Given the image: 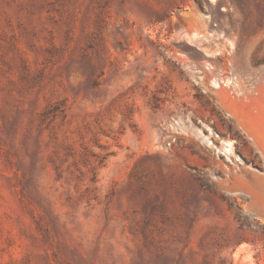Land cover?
Wrapping results in <instances>:
<instances>
[{
  "label": "rangeland",
  "instance_id": "rangeland-1",
  "mask_svg": "<svg viewBox=\"0 0 264 264\" xmlns=\"http://www.w3.org/2000/svg\"><path fill=\"white\" fill-rule=\"evenodd\" d=\"M263 127L264 0H0V264H264Z\"/></svg>",
  "mask_w": 264,
  "mask_h": 264
},
{
  "label": "bare ground",
  "instance_id": "bare-ground-1",
  "mask_svg": "<svg viewBox=\"0 0 264 264\" xmlns=\"http://www.w3.org/2000/svg\"><path fill=\"white\" fill-rule=\"evenodd\" d=\"M214 73V72H213ZM215 75V74H214ZM219 76V75H218ZM217 75L215 76V79H214V85H215V87L216 88H218V90H220V91H226V93L229 91V92H232V94H230L229 96H231V101H232V103L236 100V102L237 101H239V99L237 98V97H235V96H240L244 91H245V88L241 85L242 83L240 82V80H239V78H237L236 77V80L234 79V78H231L230 76H221V77H218ZM252 91V90H251ZM217 92V91H216ZM229 92H228V94H229ZM220 94V93H219ZM222 94V93H221ZM224 94V93H223ZM227 94V95H228ZM233 94H235V96H233ZM226 95V94H225ZM224 96V95H223ZM228 96V97H229ZM226 98H227V96H226ZM225 98V99H226ZM256 98V97H255ZM223 99H224V97H223ZM221 100V99H220ZM241 100V99H240ZM228 102V100L224 103V104H226ZM229 102H230V100H229ZM228 102V106H230L231 104ZM242 101H240V103H241ZM230 104V105H229ZM238 105H240L239 103L236 105L237 107H238ZM226 105H224V107H225ZM235 106V105H234ZM223 107V108H224ZM231 107V106H230ZM233 107V106H232ZM241 107V106H240ZM243 107V106H242ZM229 108V107H228ZM227 108V109H228ZM239 108V107H238ZM238 108H234V109H236V110H238ZM233 109V108H232ZM231 109V110H232ZM233 109V110H234ZM240 109V108H239ZM241 110H243V109H241ZM240 110V111H241ZM249 110H247V112H248ZM227 112V111H226ZM234 113H232L231 115H233V116H235L236 117V119H237V121L239 122V125L241 126V128L243 129V131L247 134V136L252 140V142H255L256 143V145H257V143H259V140H258V138H256V133L257 132H255L254 133V131H253V128L251 127V126H249V124H248V122H249V118L251 119L252 117H249V115H247L248 116V119H244V117L243 116H240L239 115V113L240 114H242V115H244L243 114V112H239V110H238V115H237V113H235V111H233ZM229 114H230V112H229ZM249 114L250 115H252L250 112H249ZM259 115V114H258ZM245 116V115H244ZM254 118V120H251V121H255V118H256V116H253ZM257 119V118H256ZM247 120V121H246ZM259 119H257V121H258ZM237 122V123H238ZM250 124H252V122L250 123ZM255 124V123H254ZM255 126V125H254ZM257 127V126H256ZM255 128V127H254ZM257 130H258V128H256ZM255 129V130H256ZM263 129H264V127H263ZM263 136V137H262ZM247 137V138H248ZM262 138H264V135H262L261 134V139ZM260 139V138H259ZM264 140V139H263ZM262 140V141H263ZM254 143V144H255ZM262 143V142H261ZM261 143H260V145H261ZM264 143V142H263ZM256 145H254V146H256ZM262 146H264V144H262ZM231 147V146H230ZM261 147V146H260ZM260 147H258V145L256 146V148L258 149L259 148V150H258V152H262L261 150H260ZM232 149V148H231ZM231 149H228L229 150V152L231 151ZM263 151H264V149H263ZM262 155V154H261ZM263 156H264V152H263ZM263 159H264V157H263ZM220 185V184H219ZM226 189H228V188H226ZM230 189H231V187H230ZM245 192V191H244ZM258 200H260V199H258ZM256 208V207H255Z\"/></svg>",
  "mask_w": 264,
  "mask_h": 264
}]
</instances>
